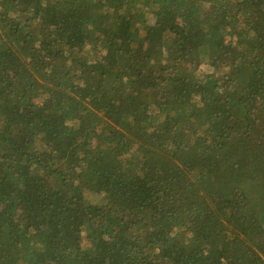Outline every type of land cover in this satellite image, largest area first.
Returning <instances> with one entry per match:
<instances>
[{"label":"trees","instance_id":"1","mask_svg":"<svg viewBox=\"0 0 264 264\" xmlns=\"http://www.w3.org/2000/svg\"><path fill=\"white\" fill-rule=\"evenodd\" d=\"M0 264H264V0H0Z\"/></svg>","mask_w":264,"mask_h":264},{"label":"rangeland","instance_id":"2","mask_svg":"<svg viewBox=\"0 0 264 264\" xmlns=\"http://www.w3.org/2000/svg\"><path fill=\"white\" fill-rule=\"evenodd\" d=\"M86 242V240H85V235H84V237H83V243H85Z\"/></svg>","mask_w":264,"mask_h":264}]
</instances>
